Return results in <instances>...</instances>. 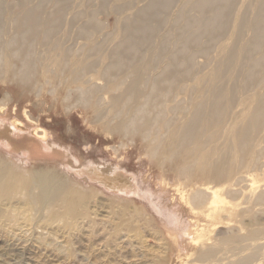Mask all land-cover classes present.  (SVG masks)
Segmentation results:
<instances>
[{"label": "rangeland", "instance_id": "rangeland-1", "mask_svg": "<svg viewBox=\"0 0 264 264\" xmlns=\"http://www.w3.org/2000/svg\"><path fill=\"white\" fill-rule=\"evenodd\" d=\"M164 1L0 0V162L90 194L0 200V264H264L262 0ZM122 202L152 228L115 235Z\"/></svg>", "mask_w": 264, "mask_h": 264}, {"label": "bare ground", "instance_id": "bare-ground-1", "mask_svg": "<svg viewBox=\"0 0 264 264\" xmlns=\"http://www.w3.org/2000/svg\"><path fill=\"white\" fill-rule=\"evenodd\" d=\"M154 1H156V0H154ZM165 1L167 2V0H165ZM204 1L207 2V4L208 3L214 4V5H211L210 7H213V6L217 5V3H220L219 2L220 0H204ZM208 1H210L211 3ZM225 1H228V0H225ZM228 4H227V2L225 3V5H228ZM164 5H166V4H164ZM200 7H201V5H200ZM223 9H224V6H223ZM261 9H262V11H261L262 16L258 19L257 24H256V26H257V29H256L257 42H256L254 48H257L260 45L259 42L262 39H264V0H262ZM217 12L218 11H216V13ZM259 12H258V14H259ZM216 13H215V15H216ZM216 18H217L216 16L212 17L213 20H215ZM212 19H211V21H213ZM221 19L219 18L220 21H221ZM215 21H217V19ZM208 23H210V21ZM212 24H213V22H212ZM7 129L9 131L11 130V129H9V127ZM43 140L44 139H32L29 142L28 152L36 154V157H41V156L44 157L45 155H44L43 151H44V147H45L47 141H43ZM2 160H4V159H2ZM8 163H4V161L2 163L0 162V200L1 201H7V203H8L12 197L16 196V194L22 193L25 196L26 195L28 196V198L26 200V204L29 206V208L31 210H35L36 212H42V210L44 208H47V207L49 208L51 206V204L55 205L54 201H57V200H59V202L62 201L61 203L63 205L61 203H60V205H62L63 211H60L61 206L59 205L60 207L59 206H58L59 208L57 207L58 208L57 211H59V212L54 211L51 214V218H54V217H64L65 215H67V213L71 217L75 213V210L78 207L79 208L84 207V206H79V205H81V202H82L81 196H83L84 198H86L87 196H90V194L87 192L86 193L85 192L84 193L79 192V195H76V194H78L77 190L76 189L74 190L72 188L73 186L72 187L70 186L71 184L68 182L67 178L63 174H61L58 170H55L53 168L51 169L50 167H39V168L34 167V168H31V170H29L30 175L26 173L28 178H26V175L24 177L23 174H20L24 177V178H22V177H20V175L16 176L18 174V172H20V171H18L20 169L16 170L15 167H13L15 165L12 166L11 164L9 165ZM16 167H18V166H16ZM22 171L24 172V170H22ZM104 178L106 179L105 176H104ZM128 181H129V179L124 177L121 174H115L111 178L106 180V182H110V184H112V182H113L112 186H115V187L120 186L122 188H124V183L128 182ZM253 187H254L253 183L249 185L250 189H252ZM204 192H206L208 194V198H209V202L207 201L208 205L210 204L208 206L209 207L208 210H210L211 208L212 209L215 208L216 207L215 206V200L217 199L218 192L216 190H211V189H205ZM73 195L74 196L76 195L78 197L75 199H72V197H74ZM85 195H86V197H85ZM82 200L85 201V199H83V198H82ZM85 205H86V202H85ZM119 207L120 208H117L118 210L115 209L116 211H113V212H115V214H117L119 216L118 217L116 215L118 217L119 221L115 224V226H113L114 227L113 233L115 235L118 233L117 231H119V230L124 231L125 230V231H129V232L133 231L135 233V236H138V235L140 236L145 231L144 230L145 228H149V227H151V225L153 226L152 220H154V218L152 216H146V214L141 212L139 210V208L134 207V209H132V212H131V208L128 206L127 202L120 203ZM19 211H21V210H19ZM76 211L78 212V210H76ZM17 213H18V211H17ZM110 236L112 237V235H110ZM110 240L114 241V239L109 238V242H110ZM213 254L214 253L212 252V250H208V251H205L203 253L204 258L208 257V256H212ZM167 257L170 260V253L169 252L166 255L159 256L156 264H166L167 263ZM143 262H141L140 264H146Z\"/></svg>", "mask_w": 264, "mask_h": 264}]
</instances>
